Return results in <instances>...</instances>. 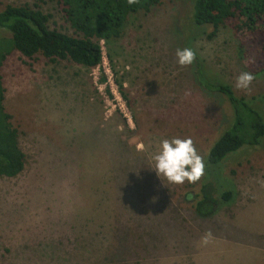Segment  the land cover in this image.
<instances>
[{"label": "rangeland", "instance_id": "rangeland-1", "mask_svg": "<svg viewBox=\"0 0 264 264\" xmlns=\"http://www.w3.org/2000/svg\"><path fill=\"white\" fill-rule=\"evenodd\" d=\"M193 1L130 16L118 39L100 41L95 68L6 58L4 107L25 166L0 177V264H264V140L206 164L194 183H170L153 169L159 141L176 136L191 137L205 163L231 121L199 70L248 101L264 93L262 55L243 56L251 46L234 20L207 38L211 27L191 20ZM7 4L36 6L52 15L50 28L74 36L53 0H0V10ZM9 37L0 28V40ZM183 47L196 54L191 65L176 63ZM245 71L254 79L238 89ZM209 179L233 187L234 198L201 220L192 205Z\"/></svg>", "mask_w": 264, "mask_h": 264}, {"label": "trees", "instance_id": "trees-1", "mask_svg": "<svg viewBox=\"0 0 264 264\" xmlns=\"http://www.w3.org/2000/svg\"><path fill=\"white\" fill-rule=\"evenodd\" d=\"M53 1L74 36L50 28L52 15L36 6L7 4L0 10V28L9 31L10 37L0 40V68L13 52L27 59L40 55L49 63L64 60L84 68H95L102 62L100 41L109 43L118 39L130 16L148 13L165 0ZM191 13V20L198 28L211 27L207 34L209 39L220 27L234 20L236 30L243 38L247 36L245 41L251 46L247 51L244 47L243 56L249 53L250 59L253 54L264 58V43L260 44L258 39L259 35L264 37V0H194ZM197 73L200 85L223 95L232 112L229 125L205 155L209 171L207 166H216L229 154L261 145L264 140V93L248 101L236 96L228 85L208 80L200 70ZM117 86L121 91L122 85ZM4 92L0 74V177L13 178L23 171L25 154L19 145V132L4 107ZM216 187L209 179L194 196L192 207L201 220L211 219L234 198L233 187L227 190L223 185Z\"/></svg>", "mask_w": 264, "mask_h": 264}, {"label": "clouds", "instance_id": "clouds-1", "mask_svg": "<svg viewBox=\"0 0 264 264\" xmlns=\"http://www.w3.org/2000/svg\"><path fill=\"white\" fill-rule=\"evenodd\" d=\"M195 52L189 47L177 48L176 63L179 66L191 65ZM254 79L250 72H241L236 77L235 87L248 90ZM154 171L158 177L163 176L168 182L182 184L194 183L203 175L205 163L197 152L191 137H171L159 141V146L151 155Z\"/></svg>", "mask_w": 264, "mask_h": 264}]
</instances>
